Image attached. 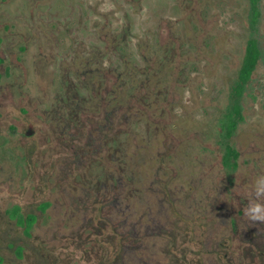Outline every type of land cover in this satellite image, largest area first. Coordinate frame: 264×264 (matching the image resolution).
I'll list each match as a JSON object with an SVG mask.
<instances>
[{
	"label": "rangeland",
	"instance_id": "rangeland-1",
	"mask_svg": "<svg viewBox=\"0 0 264 264\" xmlns=\"http://www.w3.org/2000/svg\"><path fill=\"white\" fill-rule=\"evenodd\" d=\"M259 7L255 36L262 56L241 100L243 119L230 141L240 156L228 174L220 166L218 117L250 37L248 0H0V36L33 46L20 69L9 73L7 65L0 85V264H55L56 256H78L71 240L56 235L100 228L98 219L71 218L82 214L76 200L91 199L105 186L112 187L111 226L98 240L127 229L129 264L142 256L157 264H264L260 255L252 262L256 247L249 250L258 234L264 250V222L256 227L245 215L250 200L264 203L253 189L264 174V0ZM38 42L63 53L64 64L53 66L38 53ZM111 66V132L85 131L76 148L103 149L92 158L93 171L99 182L111 174L113 184H54L85 181L84 169L38 119L42 109L27 100L42 99L46 108L54 102L64 67L84 73L96 93L94 78ZM96 94L84 100L98 101ZM30 128L35 135L26 134ZM126 162L132 184H121ZM64 199L66 205L57 203ZM45 201L52 204L43 212ZM16 207L24 217L36 216L28 234L27 221L8 218Z\"/></svg>",
	"mask_w": 264,
	"mask_h": 264
},
{
	"label": "flooded vegetation",
	"instance_id": "flooded-vegetation-1",
	"mask_svg": "<svg viewBox=\"0 0 264 264\" xmlns=\"http://www.w3.org/2000/svg\"><path fill=\"white\" fill-rule=\"evenodd\" d=\"M248 1H249L248 23H249L250 37L247 39V41L250 38H254L259 47V41L255 35H256L257 26L259 24V20L261 17V12H260V7H259L261 0H248ZM254 4L257 5L258 17H257V22L255 23L254 27H252V22H253V17H254V13H253ZM25 40L23 38L18 39L17 37H1L0 36V85L1 83H3V81L6 80L5 79L6 77H4L5 75L4 71L7 70L6 68L7 65H9L8 66L10 69L8 70L9 73H11L12 71L11 67L15 68L17 66L20 69L21 67L18 63H20L21 59H24L25 56H27L29 47L30 48L33 47L30 42H27ZM99 40H101V38H99ZM18 45H20L19 48H17ZM34 45L38 46V53L40 55L45 57L46 60H52L53 66H55L56 64L55 62H57V66L59 65L61 66L64 64V59H65L63 57L64 55L63 53L62 54L57 53V49H51V50L48 49L49 50L48 51L46 49L47 46L44 47V44L42 45L40 42L34 43ZM14 48L18 49L19 52L17 54H14L11 52ZM89 55L87 56L89 57ZM19 56L21 58H19ZM261 56H262V51L260 54V58ZM35 63L36 61L33 63V65L36 67ZM59 71L62 72L60 76L58 77V83L60 85V89L58 92L54 93L55 95L52 93V95H54L53 97L54 102H52L46 108L44 107L42 99H39V102H38L36 100H32L31 98H29L27 100L29 103L28 106H30L31 104L32 106L35 105L36 109H39V108L42 109L43 114L40 115L38 119H40V121L44 125H48L47 127L49 130L53 129V131L57 134L59 139L63 138V139H60L61 143L67 145L70 148L66 150H69L72 154H74V157L78 158L77 159L78 166L84 169L85 181H82V182L78 180L77 181L75 180L67 181V179H62L63 181L62 180L54 181V184H113L111 180L112 179L111 174L108 176H105L104 182H99L96 180V178H98L97 174L93 171L95 166H97L98 164L96 162V159H92V158H96L95 153L100 154V152L103 151V149H100L98 152H96V151H93V149H91L90 147L87 149L76 148L77 146H79L76 144V142L79 140L80 137H82L85 134V131L94 129V132L98 136H102V133H101L102 130L106 131V133L111 132L112 126L110 124H112V119L110 117V112L112 113V107L110 103L112 102L108 100V96L110 95V91H111L110 90L111 83H109L110 84L109 86L108 78L110 77L111 79L112 77V66L106 69L103 77H101V74H99L97 77L94 78V89L96 90V93L98 94L94 92L90 84H87L84 82V80H82V77L84 78V75H85L84 73H80V72L74 73L70 70V68H65V67L59 69ZM91 72H95L96 74L97 72H99V70L95 68ZM41 78L43 82H46L48 79L46 74H42ZM14 84L17 85L18 83L14 82ZM52 86H53V83H51V85L48 83L47 87H52ZM233 86L234 84L232 85V87ZM81 89L85 90V93H86L85 95H82ZM10 90H13V89L11 88ZM8 93H10V91ZM49 93L50 91L46 90V95ZM88 93L96 94L97 96H99L98 101L95 100L93 102H86L87 100H84V99L86 98V95ZM14 95H15V92H14ZM88 104H90V106H87ZM109 105H110V110L108 111ZM21 110H23L24 114H28V108L27 109L22 108ZM26 134L28 136H33L35 135V131L30 128ZM105 137L107 138L106 135H104V138ZM65 145H62V146H64L65 148ZM109 148L111 149V147ZM62 165L63 166L66 165L64 168H67L69 169L68 171H71L72 169L71 164H70V168H68L69 166L67 167L68 165L67 162L63 161ZM107 166L109 169L112 168L110 164ZM121 169L123 172L122 179L124 181V182L121 181L123 182L121 184H132L133 180H132V171L130 170L131 166L128 165V163L126 162V164L121 166ZM105 189L102 190V188H97L95 190L96 195L91 199L89 197H86L82 201L76 200V203L79 206L80 212L82 211V214L80 215L79 213V215H76L75 217L71 219L90 220V221H94L95 219H98V221L100 222L99 224L100 228H96V229L78 228V229L70 230L63 234H57L56 236H61L62 239L66 242H68V240H71V242L74 245H68V246L73 249H77L76 251H79V252H78V256L70 255L71 256L70 258L66 257V259L62 261L60 260L61 255H59V257L56 256L55 257L56 260L54 262L55 264H129L128 261L126 260L127 254L129 253L128 243L130 239L129 232L127 229H124L123 231H121V233H118L117 231H114V234L108 233L105 235V238L103 240H98V238L103 235V232H106L105 228L108 226H111L110 211H111V204H112L111 203L112 187L105 186ZM90 191H92V188H90ZM61 201L57 203H59V205H63V204L66 205L65 199L64 201L62 202ZM42 204H45L47 206L45 210L43 211L45 212L46 209L50 207L52 203L51 201H45ZM95 204L99 205V208L92 210L91 207ZM73 213L74 215L77 214V212L75 211ZM240 213H242V210H240ZM20 215L23 216L22 214ZM27 215L23 217L26 218ZM29 215L34 216L35 221H36L35 215L33 214H29ZM74 215H71V216H74ZM8 218L10 220L17 221V216L10 212L8 213ZM254 222H255L256 227L262 226L259 221H254ZM32 225L27 230L26 232L27 234L29 233V230L31 229ZM256 227H255V230L257 233ZM262 230L264 231V226H262ZM257 236L259 237V234L255 235L254 238L250 240V244H249V247H250L249 250L254 249L255 247L257 248V249H254V251L256 252H255V255L252 256V260L254 259V261L252 262H255V260H257V258L259 257V255L261 259H264L263 257L264 250L260 247L261 245L258 246ZM263 238H264V235H263ZM105 241L110 242V244H112L110 245V248H111L110 250L107 249V247L101 246L102 242H105ZM55 248H56L55 245L51 247L53 251ZM76 251L74 252L77 254ZM141 252H143V250H141ZM139 258L140 259L138 261L136 262L134 261V264H157L155 262L147 263L144 260L143 256ZM172 262L177 264L180 261H177L176 259V260H172ZM200 264H205V263L203 260H201Z\"/></svg>",
	"mask_w": 264,
	"mask_h": 264
},
{
	"label": "trees",
	"instance_id": "trees-1",
	"mask_svg": "<svg viewBox=\"0 0 264 264\" xmlns=\"http://www.w3.org/2000/svg\"><path fill=\"white\" fill-rule=\"evenodd\" d=\"M253 22L254 27L257 22L258 9L254 4L253 8ZM261 51L254 38H250L245 45L244 55L241 61L240 68L238 70L237 79L234 82V86L231 87L228 96V105L218 117V143L220 146V166L228 174L234 173L237 168L238 151L231 144V138L237 132V128L243 119L242 115V97L245 92L246 85L251 79V75L256 68L258 60L260 58ZM46 206V205H45ZM12 214L17 216V221L20 225H23L25 221L29 224L26 228V232L29 227L35 222L34 216H29L25 219L18 212V208L11 210Z\"/></svg>",
	"mask_w": 264,
	"mask_h": 264
},
{
	"label": "clouds",
	"instance_id": "clouds-1",
	"mask_svg": "<svg viewBox=\"0 0 264 264\" xmlns=\"http://www.w3.org/2000/svg\"><path fill=\"white\" fill-rule=\"evenodd\" d=\"M253 189L256 197L264 198V174L256 177ZM245 215L251 221L264 222V203L257 199L250 200L245 208Z\"/></svg>",
	"mask_w": 264,
	"mask_h": 264
}]
</instances>
